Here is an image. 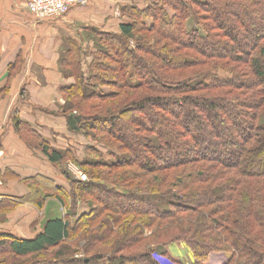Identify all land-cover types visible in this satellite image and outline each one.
I'll list each match as a JSON object with an SVG mask.
<instances>
[{"label":"trees","instance_id":"trees-1","mask_svg":"<svg viewBox=\"0 0 264 264\" xmlns=\"http://www.w3.org/2000/svg\"><path fill=\"white\" fill-rule=\"evenodd\" d=\"M151 1L142 9L122 5L127 21L120 32L88 29L87 46L71 42L59 61L63 76L73 79L62 88L69 130H101L125 152L78 164L106 180L90 168H131L138 194L102 187L108 195L97 197L101 205L49 219L33 238L0 231V255L9 249L24 258L59 248L54 261L63 264L104 258L160 264L147 249L153 236L146 230L173 219L167 229L178 235L165 233L164 241L175 239L163 242L161 255L168 256L165 248L174 242L194 255L193 262L174 264H264V0ZM193 6L208 18H199ZM41 144L52 163L70 152ZM34 182L67 195L50 178L30 177ZM98 184L77 185L93 193ZM75 236L88 240L90 256L64 258L72 250L60 246Z\"/></svg>","mask_w":264,"mask_h":264},{"label":"crops","instance_id":"crops-1","mask_svg":"<svg viewBox=\"0 0 264 264\" xmlns=\"http://www.w3.org/2000/svg\"><path fill=\"white\" fill-rule=\"evenodd\" d=\"M27 2L0 0V206L21 197L11 182L29 183L40 175L65 186L63 176L52 173L51 163L24 139L40 136L63 149L68 126L62 88L73 79L63 76L59 61L71 42L87 46L88 29L120 32L127 21L121 13L123 0H88L64 17L44 21L29 13ZM0 231L22 237L14 228Z\"/></svg>","mask_w":264,"mask_h":264},{"label":"rangeland","instance_id":"rangeland-1","mask_svg":"<svg viewBox=\"0 0 264 264\" xmlns=\"http://www.w3.org/2000/svg\"><path fill=\"white\" fill-rule=\"evenodd\" d=\"M180 3L181 0H177ZM169 6L170 4L167 3ZM123 5L137 8L152 7L151 0H123ZM196 12L199 14V18H208L206 13H203L196 6H193ZM170 16L174 14L171 6L169 7ZM127 17V16H126ZM148 24H150L153 19L150 17H144ZM205 19V20H206ZM202 23L205 22L201 19ZM206 23V22H205ZM138 37L146 36L144 33L136 32ZM151 37L155 35L150 34ZM149 36V37H150ZM129 46L134 49L136 48V42L131 40ZM191 56L199 57L196 52L190 51ZM87 73V68H85ZM223 76H228L225 72H219ZM105 91H109V87L103 88ZM65 98V97H63ZM65 101V99H64ZM70 104L67 103V106ZM67 114V113H66ZM66 114H64L66 116ZM68 117V116H66ZM87 123H92L89 118L85 120ZM67 138L63 149L70 151L64 154L63 159L59 163H52L47 155L42 151V140L37 139H24L29 148L35 150L36 155L41 157L44 161H49L53 167L52 173L60 174L63 176L65 182V187L67 188V195L60 192H54L47 184L43 182L34 183H20L18 185L13 182L10 186L16 188L21 197L17 201L4 204L0 206V228L8 227L9 229L14 228L18 231L23 238H33L38 234L45 224V222L52 218H67V213L70 212L71 218L76 217V214L80 212L83 208H86L88 203H93L98 206L101 202L97 197H104L108 195V192L102 190V187H108L109 191L112 190L120 194L119 192L134 193L133 190L138 187L139 182H134L129 180V174L131 168H121V169H103V168H90L96 173V175L104 174L107 176V180L94 179L87 171L84 170L78 163L81 161H99V160H114L116 155L118 157L123 156L125 152L118 149L119 143L115 139H109L106 134L101 130H93L88 127H84L83 134H77L67 130ZM106 137V138H105ZM51 145V144H50ZM54 148V146H52ZM65 148V149H64ZM79 160V161H78ZM103 176V175H102ZM153 176L147 177L152 178ZM7 180L3 177V181ZM106 180V181H105ZM78 181L81 183L85 182H99L98 187H96L90 193H81L78 189ZM117 181V182H115ZM134 184H131L133 183ZM116 183V184H115ZM145 184H139V187L145 188ZM101 187V188H100ZM167 187V186H166ZM101 189V190H100ZM176 188L173 187V192ZM64 198L65 202H61L57 197ZM142 195V194H141ZM115 196V195H113ZM108 215V214H105ZM104 217V216H103ZM173 219L162 220L158 222L160 230L153 228L147 229L146 234L152 235L153 237L149 240L147 249L153 250L154 257L158 260L160 264H174L173 261H179L184 263H190L194 258L192 257L191 249L184 242H174L165 248L168 251V256L161 255L163 242L171 241L175 238L168 239L164 241V238L172 235L176 237L177 233H172L174 229H167L170 226V222ZM176 224V223H174ZM167 229V230H166ZM159 232H162L160 237H158ZM166 232H171L170 235H165ZM164 234V235H163ZM183 236V235H182ZM158 237V238H157ZM177 238V237H176ZM88 240L84 239L82 236H75L70 240H67L60 247L71 248V252L67 253L64 258L67 259H79L85 256H90L85 252L87 248ZM59 248H53L46 250L40 255L30 256L24 258H18L11 254L9 249H6L2 255H0V264H63L61 262H55L54 253ZM127 253V252H126ZM170 259H169V258ZM213 260V259H212ZM220 262V260H219ZM100 264H108L106 258L100 260ZM208 264H215L214 260L208 262Z\"/></svg>","mask_w":264,"mask_h":264},{"label":"built area","instance_id":"built-area-1","mask_svg":"<svg viewBox=\"0 0 264 264\" xmlns=\"http://www.w3.org/2000/svg\"><path fill=\"white\" fill-rule=\"evenodd\" d=\"M88 0H28L29 13L37 20L64 17L75 6L85 5Z\"/></svg>","mask_w":264,"mask_h":264}]
</instances>
